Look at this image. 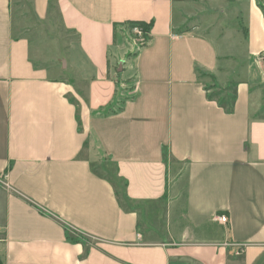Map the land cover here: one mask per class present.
<instances>
[{"label":"crops","instance_id":"1","mask_svg":"<svg viewBox=\"0 0 264 264\" xmlns=\"http://www.w3.org/2000/svg\"><path fill=\"white\" fill-rule=\"evenodd\" d=\"M49 2L32 0L37 18ZM51 2L77 41L61 75L0 0L2 264H264L259 2ZM128 21L152 27L120 55Z\"/></svg>","mask_w":264,"mask_h":264},{"label":"rangeland","instance_id":"2","mask_svg":"<svg viewBox=\"0 0 264 264\" xmlns=\"http://www.w3.org/2000/svg\"><path fill=\"white\" fill-rule=\"evenodd\" d=\"M257 1L262 5L264 9V0H257ZM51 3L52 2L50 0L46 12V17L43 19L37 18L35 16L34 9L32 7V0H15V3L13 4L14 6L12 12L14 16L20 17L22 26L28 28L26 35L34 39L32 40V44H31L32 52L37 51L40 52L43 56H46L44 57L43 61L46 62L47 66L57 65L59 69L58 74L61 75V71L66 68V65L71 63V53L75 52V50L77 49V41H76V36L62 26V23L59 18V14L57 13V10L53 6V4L50 5ZM194 6L195 7L192 8L191 10L196 13H200L199 11L202 10L200 8L201 3L197 2L196 4H194ZM219 10L220 12L221 10L223 11L222 14L220 13L219 16H216V18H219L220 20L221 17L223 16L222 18H224V15L227 13H228L227 17L229 16L233 17L235 13L236 15L238 14L237 10H234L233 7L226 5L223 8H218V11ZM235 19L236 17L234 16L229 25L232 26L236 25L234 24ZM237 19L238 22H240L238 17ZM220 20L219 23H221ZM228 21H230V19H228L226 22ZM226 27H228V25ZM243 32L245 34V29H243ZM117 35L118 36L116 37V43L114 44L113 52H120V55H123L129 48L131 47L137 48L139 46V41L141 39L135 38L134 35L131 34V32L128 29H126L125 31H120V33H118ZM112 73L114 75L115 73H117L116 67L113 68ZM132 74L133 72L131 71L129 73L130 78H126L127 80H123V78L118 77L117 81H126V82L130 81L128 85H131L132 80L135 79V77L132 76ZM70 75H72L71 72H67V74L65 73V77L67 76L68 79H71V77H69ZM91 140L92 141H90V144L92 145L93 148L92 155L98 158L99 161L103 160V163H105L106 157L101 152L97 142L93 137L91 138ZM114 185L118 191L121 203L125 205L127 201L123 193L124 190L123 182L118 179H115ZM1 218L2 215L0 213V225H1Z\"/></svg>","mask_w":264,"mask_h":264},{"label":"trees","instance_id":"3","mask_svg":"<svg viewBox=\"0 0 264 264\" xmlns=\"http://www.w3.org/2000/svg\"><path fill=\"white\" fill-rule=\"evenodd\" d=\"M259 5L262 6L260 3H259ZM125 24H126L127 29L131 32V34H133L132 33V27L137 26L142 30V39L139 41V46L140 47L144 46L148 41V35H149L150 29L152 27V22L146 23L143 21H128ZM116 28H117V25L114 24V38L117 36ZM123 101H124V97L123 98L122 97L117 98L116 102H114L113 104H111L110 106L107 107L106 113L119 111L120 108L122 107V105L124 104ZM70 240L76 241V239L72 238V237L70 238ZM0 264H2V262H0Z\"/></svg>","mask_w":264,"mask_h":264},{"label":"built area","instance_id":"4","mask_svg":"<svg viewBox=\"0 0 264 264\" xmlns=\"http://www.w3.org/2000/svg\"><path fill=\"white\" fill-rule=\"evenodd\" d=\"M132 33L136 38L142 39V30L139 27H137V26L132 27ZM257 57H258V60H260L264 63V51L262 53H260ZM214 219L219 223H225L226 222V216L225 215H217L214 217Z\"/></svg>","mask_w":264,"mask_h":264}]
</instances>
